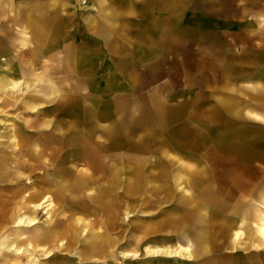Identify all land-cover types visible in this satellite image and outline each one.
Here are the masks:
<instances>
[{"label": "rangeland", "instance_id": "1", "mask_svg": "<svg viewBox=\"0 0 264 264\" xmlns=\"http://www.w3.org/2000/svg\"><path fill=\"white\" fill-rule=\"evenodd\" d=\"M224 2L183 0L178 7L176 0H0V74L18 82L0 93V166L8 162L12 176L8 184L0 181V213L1 187L16 194L28 184L16 178L23 169L15 127L27 138L28 154L42 152L33 159L43 170L63 164L85 179L72 191L74 212L63 196L43 197L39 190L37 202L26 207L12 197L13 219L0 223V264L17 256V264H67L46 256L60 244L56 239L48 250L40 245L32 254H17L24 248L18 231L41 239L66 212L80 229L83 222L89 231L110 230L112 203L119 214L118 264H146L144 257L167 264H249L242 246L227 255L233 245L205 238L209 206L235 203L237 187L229 186L228 172L238 158L249 162L241 167L255 179L247 187L264 180V120L249 114H264V22L222 19L243 16ZM45 27L57 30L44 45ZM175 158L210 164L172 163ZM41 170L37 166L35 173ZM227 190H233L230 198ZM82 195L101 198V223L81 211L89 207ZM187 205L198 210L187 213ZM22 215L37 222L18 224ZM183 216L190 219L180 222ZM130 223L138 234L151 228V246L164 239L177 246L183 230L186 250L162 255L139 249L129 257ZM212 225L214 232L226 227L220 219ZM217 240H226L224 231ZM81 248L75 244L69 255L76 260Z\"/></svg>", "mask_w": 264, "mask_h": 264}, {"label": "crops", "instance_id": "2", "mask_svg": "<svg viewBox=\"0 0 264 264\" xmlns=\"http://www.w3.org/2000/svg\"><path fill=\"white\" fill-rule=\"evenodd\" d=\"M15 0H9V4H12L11 2H14ZM178 7L183 6V0H176ZM173 3V2H172ZM186 3V1H185ZM214 3V1H213ZM223 4V2H221ZM225 6L229 5L231 8L235 7L236 9H242L243 10V16L242 17H235V16H226V20H257L259 22H264V0H225L224 2ZM55 3L51 5L54 7ZM244 8H247V10L244 11ZM34 10V9H33ZM32 10V11H33ZM244 12H248V14L245 16ZM46 29V33L42 35L40 32V38H44L43 40L40 41L43 42L45 45L47 42H50L51 37L55 34L57 27H50V28H43ZM53 41H55L53 39ZM1 75V74H0ZM14 87L18 85V82L16 83H9L8 80L1 75L0 77V93L7 92L9 89L7 86ZM249 114L255 116L257 119L264 120V114H259V113H253L249 111ZM13 132H16L19 134L17 144L15 145L16 149L18 150V159L17 163L22 166L23 171L21 170L19 174H17L16 178L19 181L26 182L23 184V188L17 191L18 193H13L15 192L12 189H9V186L7 187L2 186L1 191H2V202H1V212H5L8 214H12L10 212V206L11 204H15L16 201H12V197L18 196V201L20 205H24L25 207L27 205H31V203L37 202V197L38 194L36 193V190L41 191V195L43 197L48 196V194H51L52 197H56L58 200V196L62 197L61 202L65 204L66 208L69 209L71 212H74V207H73V197H71L72 191L74 189H81L83 182H84V176L81 175H76L71 173L72 171L67 167L62 165H58L56 168H54L50 173L47 172V170H43L39 163L37 161H34L33 158H36V160L40 159L42 156V152L39 151L38 153L27 152V138L23 134V130L19 127L13 128ZM20 136H22V139H20ZM69 149V148H68ZM74 148L70 149V154L74 153ZM95 153L93 152V155ZM20 157V158H19ZM53 157V156H52ZM175 162L172 163H184L186 164H210L209 162H201L197 161V159L193 158H184L183 162H179L180 158H175ZM237 162L235 163L236 167L233 169H230L228 172V175L230 178L228 179L229 181V186L237 187L235 189V203L227 204L225 208H219L218 206L210 205L209 209L207 210L209 213V219H210V227L206 230L205 233H207L208 236H205L207 239V242L209 244H218V243H225V244H231L233 245V248L227 249L226 254L227 255H234L236 254V251H238L241 248L242 255V260L248 261L249 264L257 262L258 264H264V180H262L261 183L257 180L256 184L254 183L253 188L247 187V183L251 180H255L250 173L246 172V168L241 167V165H248L249 162L245 161L243 158H238L236 160ZM94 164L98 163V159L94 160ZM264 162H260L262 164ZM8 164V168H6V165ZM11 164V163H10ZM65 164V163H64ZM93 164V165H94ZM99 164V163H98ZM39 167L41 172L40 173H35V168ZM3 167H5L4 174L2 175V179H4L2 183L8 184L10 180L12 179V176L9 174V163L5 162L3 163ZM98 168V167H97ZM101 169V168H98ZM79 173V172H78ZM80 174V173H79ZM33 179H30L32 178ZM176 180H180V178H176ZM44 182H48L50 184V187L47 185H44ZM33 184V185H32ZM30 185V186H28ZM34 186V188H33ZM40 186V187H39ZM51 187H54L53 189L50 190ZM194 188V186H191ZM47 190L48 192L45 193L44 191ZM194 194L193 196H195ZM233 195V190H227L226 196L230 198ZM50 196V195H49ZM83 196V195H82ZM100 195L98 194V197ZM210 196V195H208ZM42 197V198H43ZM96 195L94 196H83V200L86 203V206H89L86 209H82L81 211L86 214V216H92L91 220H98L99 223H101V215L102 212H104V208L102 206V201L101 198H98ZM8 198V199H7ZM11 201V202H9ZM44 201V200H43ZM90 201L91 203H89ZM191 201V200H190ZM228 202V201H227ZM233 202V201H232ZM112 208H110V215L111 217H114L115 221V226H110V230L112 233L107 232L108 227H102L104 231H89V229L86 227V223L81 225V229L78 228L76 224L71 222L72 214L70 212H66V215L62 220H60L57 224L49 225L45 229V233L41 235V239L36 238V237H27L26 235H23L21 231H18V236H17V242L20 246H26V245H33L34 248L36 246H45L48 250V246L54 245L56 243L54 239L57 241L60 240L61 244H59L55 250L52 253L47 254L46 256L49 259H59L60 262L62 263L61 260H65L67 264H84V262H93V261H99L106 256H102L101 252L99 251L98 254L95 255H90L87 253V250L85 251V254L82 255L81 257L85 256L80 260V263H78L77 259L75 260L72 255H69V253L73 250L75 244H81V252L80 254L90 245L88 243H91V240H98L99 237H101L104 241H107L111 238H114L116 242L114 245H118L119 242H121L118 238V235H116L117 228H119L118 223L116 222V219L118 217V210L115 207V204L112 203ZM14 207V206H13ZM187 213L191 212H196L198 209L197 206H192V205H187L186 206ZM85 208V207H84ZM191 208V209H190ZM97 212L101 213V215L97 214ZM166 212V211H165ZM221 214L220 216L218 214ZM186 214V213H185ZM224 214V215H223ZM97 217V218H96ZM180 222L181 220L187 221L190 219V217L183 216V218H179ZM225 221V228L223 230V227L220 230H217L218 228L212 225L213 223H217L218 220ZM10 221V220H7ZM178 221V222H179ZM165 223V221L163 222ZM179 225V224H178ZM55 227L59 228L58 231H55ZM96 225L94 224L93 221H91V228H95ZM129 227V236H128V241H129V249L130 252L128 253L129 257H133L137 254V251H147V253H153V254H172V253H180L183 252L181 249L186 250V247L183 248V246L180 244V241L183 240L184 238V231L178 229V237L181 239L178 242L177 246L170 247L168 244H166V240L164 239L162 241V245H155L151 246L147 243L149 240V235L151 232V228L145 227L142 231V234L136 233L134 227H137L136 224L130 223L128 225ZM165 229V227H163ZM169 229V228H168ZM85 231V232H84ZM224 231L226 240L221 241L217 240V233L222 234ZM75 232V236H73V233ZM23 235V236H22ZM21 240V242H20ZM79 240V241H78ZM67 245L69 247L68 250H65L64 252L58 251V248L61 246ZM200 245L199 243L195 242L194 244V249L196 250V246ZM143 246H146L145 250L143 249ZM245 246V247H244ZM247 246V247H246ZM117 249V248H116ZM116 249L114 251L116 255ZM158 249V250H157ZM157 250V251H156ZM35 250H28V254H32ZM25 253V252H23ZM66 253V254H64ZM187 253V252H186ZM193 251L191 250V255ZM190 254V252L188 253ZM66 255V256H65ZM127 255L128 260L130 259ZM185 255V254H183ZM27 258V256H25ZM119 259V256H117V260L115 261V264H118L117 261ZM126 259V258H125ZM144 260L146 264H167L165 260H155L152 261L149 258H145ZM137 261V260H135ZM111 264V261L109 262ZM169 264V263H168Z\"/></svg>", "mask_w": 264, "mask_h": 264}, {"label": "bare ground", "instance_id": "3", "mask_svg": "<svg viewBox=\"0 0 264 264\" xmlns=\"http://www.w3.org/2000/svg\"><path fill=\"white\" fill-rule=\"evenodd\" d=\"M0 158L3 160V158L0 156ZM1 160V161H2ZM3 164V163H2ZM4 170H5V167L3 166H0V181H3L4 179H2V175L4 174ZM2 179V180H1ZM41 204V203H40ZM20 206V205H19ZM13 219V215L11 214H8V213H5V212H1L0 213V223L2 224L3 222H7V220H12ZM37 221L34 217H29V216H26V215H22L19 220L17 221L18 224H35ZM111 229V228H109ZM107 232L109 233H112L111 230H108ZM17 233V232H16ZM19 234L17 233V236ZM73 236H75V232L73 233ZM79 241V240H78ZM116 242V240L114 238H111L107 241H104L101 237H99L98 240H91V243H88L90 244L81 254H79V257H78V260L79 259H82L84 258L85 256L81 257L82 255L85 254V251L87 250V253L90 254V255H95V254H98V252L100 251L102 256H106L107 258H111V264H115L116 260H117V256L114 254V251L115 249L117 248L116 245H114V243ZM61 244V243H60ZM111 245H113L112 248H109ZM49 247V246H48ZM69 247L67 245H65L64 247L61 246L60 248H58V251L61 252V250H68ZM28 250H35L34 246L33 245H26L24 248H19L17 249L16 253L19 254V253H23V251L26 253L28 252ZM158 250V249H157ZM156 250V251H157ZM66 254V253H64ZM66 256V255H65ZM17 259L15 261H8L6 262V264H17V262L19 261V259L21 258V256H17L16 257ZM76 258V257H75ZM96 263L99 262V261H95ZM77 264V263H76Z\"/></svg>", "mask_w": 264, "mask_h": 264}]
</instances>
